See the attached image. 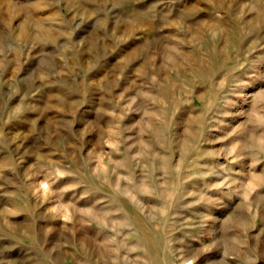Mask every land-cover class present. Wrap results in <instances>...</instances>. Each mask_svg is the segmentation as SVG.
<instances>
[{"label": "rangeland", "instance_id": "obj_1", "mask_svg": "<svg viewBox=\"0 0 264 264\" xmlns=\"http://www.w3.org/2000/svg\"><path fill=\"white\" fill-rule=\"evenodd\" d=\"M0 264H264V0H0Z\"/></svg>", "mask_w": 264, "mask_h": 264}]
</instances>
